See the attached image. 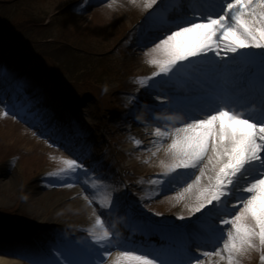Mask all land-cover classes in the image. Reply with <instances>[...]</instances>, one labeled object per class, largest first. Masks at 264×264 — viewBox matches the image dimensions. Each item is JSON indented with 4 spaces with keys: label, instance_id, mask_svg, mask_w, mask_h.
I'll return each mask as SVG.
<instances>
[{
    "label": "snow or ice",
    "instance_id": "6c2138e0",
    "mask_svg": "<svg viewBox=\"0 0 264 264\" xmlns=\"http://www.w3.org/2000/svg\"><path fill=\"white\" fill-rule=\"evenodd\" d=\"M157 2L144 0V7L151 9ZM218 3L219 11H204L192 3V15L170 22L163 38L159 34L150 37L149 42L159 40L149 54V63L156 66V71L138 81L166 77L164 83L172 93L170 100L183 115L181 126L155 129L157 150L165 141L170 142L165 148L168 160L161 161L164 171L150 182L161 190L186 185L177 199L192 201L189 214L194 217L180 225L149 220L147 226L181 232L191 243L184 250V259L166 261L135 248H122L120 242L116 245L122 248L116 264H205L200 256L192 254V243L197 251L201 245L211 248L201 255L218 257L225 264H241V258L252 251L260 253L264 264V58L258 78L242 67L254 64V59L241 54L230 58L240 66L232 69L238 75L228 87L207 90L194 83L197 73L202 71L200 64L207 63L208 53L221 56L249 48L264 51V0ZM166 11L158 13L162 24L169 23ZM249 105L259 108L254 111ZM135 143L139 146L141 141ZM63 164V168L49 173L61 183L65 178L77 180L79 170L85 167L78 159H66ZM116 202L115 194H109L108 206ZM97 223H101L99 218ZM89 235L96 246L94 260L71 259L74 246L68 241L63 252H56L58 259L50 264H104L105 258L112 256L109 245L113 233L105 228L102 234L90 231Z\"/></svg>",
    "mask_w": 264,
    "mask_h": 264
},
{
    "label": "rangeland",
    "instance_id": "374dc122",
    "mask_svg": "<svg viewBox=\"0 0 264 264\" xmlns=\"http://www.w3.org/2000/svg\"><path fill=\"white\" fill-rule=\"evenodd\" d=\"M11 1L15 4L19 3V1L16 2L17 0H9V2ZM22 3L25 4L21 7L19 5H16L14 8L9 9L0 8V10H2V15H11L14 18L21 17L22 15L26 16L24 13L33 14L34 12L44 10V15L46 16V18H48V16L53 14L54 12L59 11L61 13H59L60 16L57 17V19H60L61 21L58 23V26H56L50 32L51 36L47 33L42 36L36 35V39L33 41V48L36 50V53L45 58L47 62L41 64L45 73L50 74V72H52V69L50 67L51 65L60 69L62 71L60 72L62 78L64 79V81H67L68 76L70 75V70L75 73L81 69L79 66H70L71 63L68 60L73 54V49H69L67 47V40L62 37H60L61 40L59 39L58 41L57 39L52 40V37L59 38V36L57 35L61 31L67 33L69 40L72 41L75 45L81 48H88L90 51V53L85 55L83 59L80 57H74L72 61L84 63L85 67L90 68L91 73H98L97 66L101 61L99 57L105 54L107 41L115 35L113 34L114 30L110 29L111 25L103 23L104 21H106V14L103 13V11L95 14L93 21L91 22V28L86 29L87 31H90V33L85 34L82 28L79 27V23L77 20L72 21L71 19H68L70 21H65L67 20V10H65V6L68 4V0H31L24 1ZM61 8L63 10H59ZM5 10L13 11L12 14H10ZM46 21L47 20H45V22ZM27 23L32 24L33 18H28ZM32 35H34V33L30 32L29 36L31 37ZM32 38L34 39V37ZM108 68V70L112 72L111 67ZM55 80L60 81V78L57 77V79ZM107 89L108 91H110L111 87L108 86ZM82 107L83 105L81 106L80 110L82 109ZM91 107L94 108L95 114L97 115L98 106L95 104ZM89 112L90 111H88V116ZM4 123L7 125H5ZM17 127L18 126L14 125V123L9 124V122L0 121V174L2 175L0 176V227H3L5 225L10 226L18 222H24L23 227L28 230H30V226L52 225L56 228L58 226L66 228L68 233L73 235L81 234L84 237L87 234L89 235V231H96L94 229H97L100 225V223H97V219L99 218L101 221H103L104 217L107 216V213H109V194L102 193L97 198L99 203H96L93 206L96 209L98 217L93 209L92 221L91 223H89L85 220V218H83V216L85 210L84 201L89 203L90 198L82 188H79L78 190L71 186H67L68 184L64 187L50 185L49 189L47 190H36L35 188H33L31 182H29V179L32 177L31 175H33L34 173L36 174L42 169L49 171L52 167L61 165V162L58 159L59 152H51L50 154H48V158L36 156H40V154L38 153L39 150L44 149L42 144L37 142L40 139L36 137L35 134L32 133V131H29L25 128L30 132L27 135L29 137H32L34 141L31 139L32 143L28 146L24 143L22 144L21 142H19L18 136L21 134H25L26 132L22 133L20 128ZM9 130H11L12 132H9ZM15 133L17 134L16 138H14ZM27 151H32L36 155L34 157L30 156V153H28ZM24 153L28 156L25 157ZM5 157L12 158H10L7 162L4 161L2 163V159ZM35 158L40 159L38 160ZM14 159L16 161L18 159L17 165L15 169H9L10 171L7 175L6 167H10V165L7 164H11V161H13ZM43 159L45 161H43ZM126 162L127 161H123L121 162V164H119L121 169H123ZM100 163L101 165H98L96 167L99 170L103 169L102 166L106 167L107 165V161H103ZM131 170V177L129 179H126L127 181L132 180V177L135 174L143 171L141 167H138V170L135 168ZM127 187L128 186H126L125 190H129L130 196L134 200H137L138 193H134V191L132 190L134 188L131 189L129 186L127 189ZM89 188H91L92 190L95 189L93 185H90ZM122 194H125V191H123ZM85 195H87V199L85 198ZM116 198L117 202L115 204L120 203V198ZM165 200L166 201L163 203L164 207L160 208L159 211L160 215H164V217H180L181 215H185V213L188 211V207L186 206L188 200L177 199V195L169 199L165 198ZM20 232L22 231H17L14 234L18 237ZM20 235L22 236V238L25 237L24 233ZM52 240L53 238L51 235H46L45 237H41L39 239L40 243L45 249H51V247L48 245ZM8 243L13 242L10 241ZM0 248H5V245L4 247ZM29 256V250H22L19 254L16 255L17 258L15 259H20L21 261H30ZM53 259L56 260L58 259V257L55 255L53 256ZM45 260L46 262H49V260ZM116 261L117 260L112 261V263L108 264H116ZM257 261L259 262V264H261L260 255L253 264H255ZM220 262L221 263L218 264H225L224 261ZM241 264H246V259L244 260L243 257L241 258Z\"/></svg>",
    "mask_w": 264,
    "mask_h": 264
},
{
    "label": "bare ground",
    "instance_id": "6f19581e",
    "mask_svg": "<svg viewBox=\"0 0 264 264\" xmlns=\"http://www.w3.org/2000/svg\"><path fill=\"white\" fill-rule=\"evenodd\" d=\"M2 86H4V84ZM9 124H11V123H9ZM5 125H7V124H5ZM9 132H12V131L9 130ZM16 137H17V134L15 133L14 138H16ZM18 140H19V142H21L22 144L24 143L27 146L32 143L31 138L28 137L27 135L26 136L19 135L18 136ZM90 216H91V212L89 210H85L83 217L85 219H89ZM203 260L205 262H208L209 260H213L215 264H217L220 261L218 259V257L206 258V259H203ZM0 264H19V262H16V261H13V260H8V259H5V258H0Z\"/></svg>",
    "mask_w": 264,
    "mask_h": 264
}]
</instances>
